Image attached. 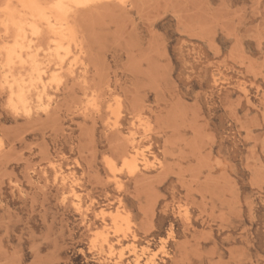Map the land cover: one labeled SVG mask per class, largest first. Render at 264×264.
Here are the masks:
<instances>
[{"label": "rangeland", "instance_id": "1", "mask_svg": "<svg viewBox=\"0 0 264 264\" xmlns=\"http://www.w3.org/2000/svg\"><path fill=\"white\" fill-rule=\"evenodd\" d=\"M0 264H264V0H0Z\"/></svg>", "mask_w": 264, "mask_h": 264}, {"label": "bare ground", "instance_id": "2", "mask_svg": "<svg viewBox=\"0 0 264 264\" xmlns=\"http://www.w3.org/2000/svg\"><path fill=\"white\" fill-rule=\"evenodd\" d=\"M12 90V87L10 88ZM13 92V91H12Z\"/></svg>", "mask_w": 264, "mask_h": 264}]
</instances>
